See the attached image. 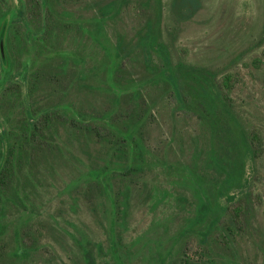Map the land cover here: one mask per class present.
Wrapping results in <instances>:
<instances>
[{
    "label": "rangeland",
    "instance_id": "obj_1",
    "mask_svg": "<svg viewBox=\"0 0 264 264\" xmlns=\"http://www.w3.org/2000/svg\"><path fill=\"white\" fill-rule=\"evenodd\" d=\"M4 1L9 12H16L22 4V0ZM190 2L195 4L183 0H63L76 17H102L105 43L119 45L123 76L131 80L126 86H139L151 111L145 138L153 164L132 183L126 216L120 220L118 214L112 227L106 198L81 175L101 155V147H87L59 130L60 151L53 148L52 153L25 159L9 190L12 201L0 205L6 264H91L85 250H90L94 264H179L183 245H198V235L188 221L198 206L193 188H202L212 198L220 174L213 162L204 160L206 138L197 118L153 77L156 55L148 58L145 48L156 24L174 62L236 78L231 92L234 111L245 131L259 135L261 152L255 172L248 161L243 188L230 192L235 197L247 190L252 193L249 232L234 248L219 246L217 251L235 264H264V0ZM10 15L1 23L6 24ZM3 39L0 47L4 51ZM60 45L77 57L85 56L86 67L104 59L97 42L76 37L75 32ZM77 57L70 59L63 74L55 64L46 66L48 81L38 85L36 103L67 102L95 115L130 113L132 102L126 98L117 103L111 88L103 84L104 75L99 71L82 74ZM2 106L0 120L6 112ZM156 156L191 168L192 183L172 177L160 160L156 166ZM220 203H226L224 197Z\"/></svg>",
    "mask_w": 264,
    "mask_h": 264
},
{
    "label": "trees",
    "instance_id": "obj_2",
    "mask_svg": "<svg viewBox=\"0 0 264 264\" xmlns=\"http://www.w3.org/2000/svg\"><path fill=\"white\" fill-rule=\"evenodd\" d=\"M190 1L183 0L195 4ZM9 13L6 24L1 23ZM103 22L102 17L74 16L64 7L63 0H22L16 12H9L5 1L0 0V38H4L5 47L4 51L0 47V105L6 108L0 120L1 206L12 201L9 190L25 159L44 156V152L52 153L53 148L60 151L56 141L62 129L87 147H101L98 160L95 159L81 175L106 198L111 226L118 214L120 220H124L132 183L153 164V154L145 138L151 111L144 104L140 87L126 86L131 80L123 76L120 47L107 46ZM158 26L156 24L155 33L153 29L149 31L145 48L148 58L156 55L153 77L175 97L180 107L197 118L206 138L204 160L213 162L220 174L212 198L202 188H193L198 206L196 214L188 221L198 235V245L190 248L185 243L179 264H235L221 256L217 249L219 246L234 248L249 232L254 209L250 204L252 193L247 190L235 197L230 192L243 188L247 182L248 161L255 172L256 159L261 152L259 135L245 131L234 111L231 92L236 78L233 74L219 77L210 69L174 62L160 38ZM72 32L76 37L87 36L97 42L104 59L86 67L85 56L77 57L73 51L61 48L60 42ZM72 57L79 60L77 64L82 74L101 72L103 84L111 88L115 101L129 99L132 111L125 115L112 111L95 115L82 112L67 102L36 103L38 85L48 81L46 66L55 64L62 73L68 69ZM159 160L163 169L171 171L172 177L184 184L192 183L191 168L161 161L157 156L156 166ZM198 185L200 187V183ZM221 197L225 198L224 205L220 203ZM2 229L0 224V231ZM6 256V245L0 240V264H6ZM85 256L94 264L90 250H85Z\"/></svg>",
    "mask_w": 264,
    "mask_h": 264
}]
</instances>
